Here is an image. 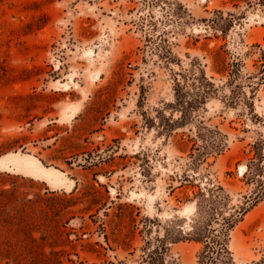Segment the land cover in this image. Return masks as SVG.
Returning <instances> with one entry per match:
<instances>
[{
    "label": "rangeland",
    "instance_id": "374dc122",
    "mask_svg": "<svg viewBox=\"0 0 264 264\" xmlns=\"http://www.w3.org/2000/svg\"><path fill=\"white\" fill-rule=\"evenodd\" d=\"M9 152L74 186L0 170V264H198L249 198L229 250L261 260L264 0H0Z\"/></svg>",
    "mask_w": 264,
    "mask_h": 264
},
{
    "label": "trees",
    "instance_id": "16d2710c",
    "mask_svg": "<svg viewBox=\"0 0 264 264\" xmlns=\"http://www.w3.org/2000/svg\"><path fill=\"white\" fill-rule=\"evenodd\" d=\"M25 137L13 138L8 147H13L20 143ZM256 198L247 200L245 204L238 205L235 210L221 219H216L217 225H213V220L198 227L192 233L191 241L200 243L195 256L198 264H235L232 253L229 250L230 231L234 228L240 215H245L249 208L255 205ZM253 264H264V258L255 261Z\"/></svg>",
    "mask_w": 264,
    "mask_h": 264
},
{
    "label": "bare ground",
    "instance_id": "6f19581e",
    "mask_svg": "<svg viewBox=\"0 0 264 264\" xmlns=\"http://www.w3.org/2000/svg\"><path fill=\"white\" fill-rule=\"evenodd\" d=\"M0 170L15 171L27 176H34L37 179L49 181L57 187L63 186L70 189L74 186L73 180L66 177L65 173L57 170L55 167L43 165L40 160L38 161L37 157L31 154L9 152L3 155L0 157Z\"/></svg>",
    "mask_w": 264,
    "mask_h": 264
}]
</instances>
